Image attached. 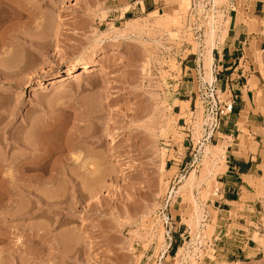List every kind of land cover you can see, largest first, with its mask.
<instances>
[{"label":"rangeland","instance_id":"obj_1","mask_svg":"<svg viewBox=\"0 0 264 264\" xmlns=\"http://www.w3.org/2000/svg\"><path fill=\"white\" fill-rule=\"evenodd\" d=\"M181 1L39 0L60 41L26 17L23 42L4 47L13 53L0 54V264H264L260 1L190 0L177 22ZM240 23L237 56L252 76L242 77L250 108L234 139L232 113L215 130L209 121L205 55L211 24L219 49ZM57 46L91 55L56 73ZM87 63L106 74L82 75ZM212 74L220 99L235 102ZM233 150L255 167L219 214Z\"/></svg>","mask_w":264,"mask_h":264},{"label":"bare ground","instance_id":"obj_2","mask_svg":"<svg viewBox=\"0 0 264 264\" xmlns=\"http://www.w3.org/2000/svg\"><path fill=\"white\" fill-rule=\"evenodd\" d=\"M38 1L39 0H0V54H2V56L5 59H7L13 53L11 50L4 48L5 46L16 45L17 42L14 44V41H18L20 43L23 42V39L25 36L23 33V29H24V25L27 24V21L25 22V20H24L26 17L28 18L29 23L32 22V26L37 32L45 34V37L52 35V33L54 32L53 37H55V39L60 41L61 33L58 30L59 27L57 28V30H55L56 27H54L52 25L48 16L36 8V4ZM217 1H219V0H214L215 5H216ZM190 5H191L190 0H182L181 1L180 7H179L180 10H177L176 11L177 13L175 12L176 13L175 14L176 18H174L175 21L179 22L177 15L180 14L181 10H183V12L187 11V9L190 7ZM149 14L153 15L154 17H158L159 19H156L157 21L162 20L159 16H157L158 14H157L156 10L151 11ZM32 20H34V23ZM132 22H133L132 20H129L127 23L132 24ZM216 34H217L216 27L211 24L209 35L207 38L208 48H207L206 55H205L206 56L205 62H206V67H207V71H205V72H206V74L207 73L209 74L211 82L214 81V79H215L214 75L212 74V71H213V63H214L213 51H214L215 46H216ZM14 39H16V40H14ZM2 46H3V49L1 48ZM55 50H56V52L54 54V57H55L56 62L54 64V66L52 67V69L56 73L62 72L64 69V66H68L71 61L75 60V61H79V62H84L87 59H89L90 55H91V49H84V50L78 51L74 48H67L65 50H62L61 47L57 46ZM3 57H0V58H3ZM2 61H4V60L2 59ZM80 70H81L82 75L94 76V79L95 78L98 79V77L106 74V70L104 69V67L97 66L93 63H87L86 65L82 66ZM197 125H199V123ZM209 150H210V148L207 147L205 149V152L208 153ZM217 150L220 152H224V149L222 147L217 146ZM75 157H76L75 159L78 160L80 158V153H79V155H76ZM25 165H26L25 166L26 170L32 168V162H30V163L26 162ZM205 178H206V176H205ZM38 206H39V208H42L41 204H38ZM0 207H1V205H0ZM201 209L198 210L197 215L195 217V219H197V223H198L197 225H200L202 223L201 222L202 219L204 218V215H203V212ZM48 210L52 211V208H48ZM15 216H16V214H15ZM73 234H74V232H73ZM4 235H6V234L4 232H2V230H0V238ZM69 237H70V235H69ZM71 237H72V239L74 238L72 235H71ZM75 242L77 243L78 241L76 240ZM75 242L74 243L71 242V243L73 245H75L76 244ZM189 250H190V248H189ZM196 250H197V248H196ZM190 257H192V256H190ZM44 261H46V260H44ZM47 263L48 262H46V264ZM190 263L191 262H189V264Z\"/></svg>","mask_w":264,"mask_h":264},{"label":"crops","instance_id":"obj_3","mask_svg":"<svg viewBox=\"0 0 264 264\" xmlns=\"http://www.w3.org/2000/svg\"><path fill=\"white\" fill-rule=\"evenodd\" d=\"M260 2L256 3L261 9L262 18L264 19V0H259ZM145 5L143 4V7ZM262 7V8H261ZM127 10L125 11L126 14ZM243 30H246V26L244 24L234 25L231 28L232 34L227 36L220 48H215L214 52L217 51V55L214 57V73L216 75V79L218 82L217 86H221L222 88L227 87L232 95H234V109L231 115L235 116L231 123L226 121L225 130L227 132H231L226 134L228 137H233L234 139H238V136H235L239 127V119L242 116V112L250 108L249 103L244 99V87L246 85L243 83L242 77L246 79L252 74L247 72L246 64H242V60L237 56L238 52L241 49L242 41V33ZM245 32V31H243ZM258 41V40H257ZM251 63L250 61H246ZM250 65V64H249ZM243 69V73H240L241 68ZM230 115V116H231ZM230 116L228 118H230ZM230 124V125H229ZM232 160H227L226 169L223 173V181H221V185L223 187V191L219 198L214 200V207L219 202L220 205L218 207L219 214L229 213L231 210L228 207H231L237 200L236 194H239L240 190V179L243 176H246L251 172L255 164L252 160H244L239 156H236L237 151H232ZM251 161V162H250ZM217 202V203H216ZM226 207V208H224Z\"/></svg>","mask_w":264,"mask_h":264},{"label":"built area","instance_id":"obj_4","mask_svg":"<svg viewBox=\"0 0 264 264\" xmlns=\"http://www.w3.org/2000/svg\"><path fill=\"white\" fill-rule=\"evenodd\" d=\"M209 92H210V94L207 97L209 121L215 130L219 121L223 117H225V116H227L233 112L234 101L233 100L232 101L231 100L230 101H222L220 99V96L218 95V90H217V87L215 84V80H214V85L210 84ZM169 202H170V196L165 202L166 209L169 206ZM164 217H165V221L168 225L172 219L170 213L167 211L166 214H164Z\"/></svg>","mask_w":264,"mask_h":264}]
</instances>
